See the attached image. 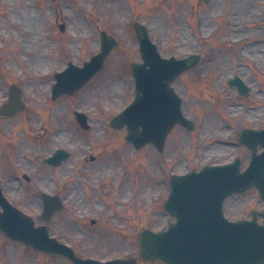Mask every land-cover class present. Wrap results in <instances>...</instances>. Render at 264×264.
I'll return each mask as SVG.
<instances>
[{
    "label": "rangeland",
    "instance_id": "rangeland-1",
    "mask_svg": "<svg viewBox=\"0 0 264 264\" xmlns=\"http://www.w3.org/2000/svg\"><path fill=\"white\" fill-rule=\"evenodd\" d=\"M261 6L263 0H0V98L4 87L16 83L22 85L27 100L22 112L0 119L5 192L36 217L40 191H51L63 174L74 169L61 191L63 209L47 222L49 231L71 244L79 256L106 258L129 252L137 257L138 230L131 231V226L155 229L163 222L161 204L143 210L153 195L165 189L160 176L182 171L186 163L211 154L216 155L214 162L235 153L247 155L232 146H209V140L229 131V123L238 125L247 118H258L257 124L264 125ZM133 21L148 27L163 55L202 54L197 67L174 82L182 94L187 90L183 109L196 119L197 128L188 132L176 126L161 154L152 145L135 150L122 139L124 128L108 127L113 111L130 96L129 63L140 59ZM251 21L255 23L246 40L249 44H233L232 40L247 34L243 25ZM101 30L115 36L120 47L82 90L51 100L49 85L39 82V72L60 69L66 58L81 63L97 51ZM250 50L257 55H249ZM20 72L23 77L16 79ZM235 72L253 85L248 95L227 84V77ZM74 110L86 113L88 129L75 121ZM57 128L62 132L51 135ZM189 142L195 144L190 152ZM54 145L70 151L56 167L43 162ZM31 167L39 168L37 175L27 182L17 179L16 173ZM130 195L131 202L122 204L121 199ZM257 198L251 190L239 200H229L226 213L231 218L247 216L250 207L261 206ZM122 225L127 226L121 229ZM0 264L70 262L0 233ZM137 264L162 263L138 260Z\"/></svg>",
    "mask_w": 264,
    "mask_h": 264
},
{
    "label": "water",
    "instance_id": "water-1",
    "mask_svg": "<svg viewBox=\"0 0 264 264\" xmlns=\"http://www.w3.org/2000/svg\"><path fill=\"white\" fill-rule=\"evenodd\" d=\"M144 30L138 26H136V34L138 36V39H139V42L141 44V51H143L144 49L143 48H148L147 45H148V39L146 38L145 34L143 33ZM103 42L105 43V46L106 48L108 49H111L113 46H115V43L114 41L112 40H109L106 36L103 37ZM108 53V52H107ZM107 53H102L101 54V58L102 60L105 58V56L107 55ZM142 65H146L145 62L142 63ZM136 66H138V64H133L132 67H133V70L135 71L136 69ZM178 72L174 73L173 77L177 74ZM173 77H168L167 79L164 80V83H163V86L166 90H171V88L169 87L168 83L170 80H172ZM171 126V124H170ZM169 127L163 132V137H164V134H166V132L168 131ZM141 136V133L138 131V128H133L130 130L129 132V136H128V139L129 140H133L134 139V136ZM163 139V138H162ZM150 140V139H148ZM48 218V217H46ZM153 243L156 244L157 241L153 240ZM158 245V243L156 244ZM142 255L144 257H147L151 260H155L157 258H162L164 259L167 264H172L170 263L168 260L169 258L166 256V255H163V257L159 256L158 255V251L157 250H150V249H147L146 248V238H143L142 239ZM73 261L76 263V264H82V262H80L77 258H73ZM176 264V263H175Z\"/></svg>",
    "mask_w": 264,
    "mask_h": 264
},
{
    "label": "bare ground",
    "instance_id": "bare-ground-1",
    "mask_svg": "<svg viewBox=\"0 0 264 264\" xmlns=\"http://www.w3.org/2000/svg\"><path fill=\"white\" fill-rule=\"evenodd\" d=\"M261 57L264 58V55H262Z\"/></svg>",
    "mask_w": 264,
    "mask_h": 264
}]
</instances>
